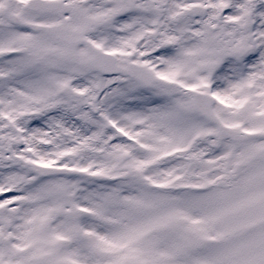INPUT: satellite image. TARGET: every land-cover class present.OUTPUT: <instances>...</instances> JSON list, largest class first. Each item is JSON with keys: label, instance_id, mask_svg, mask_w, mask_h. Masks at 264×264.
<instances>
[{"label": "snow or ice", "instance_id": "1", "mask_svg": "<svg viewBox=\"0 0 264 264\" xmlns=\"http://www.w3.org/2000/svg\"><path fill=\"white\" fill-rule=\"evenodd\" d=\"M0 264H264V0H0Z\"/></svg>", "mask_w": 264, "mask_h": 264}]
</instances>
